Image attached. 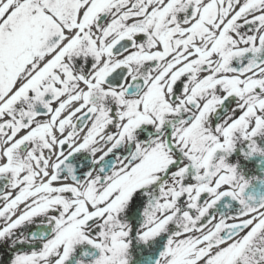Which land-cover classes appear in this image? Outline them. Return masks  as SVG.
Instances as JSON below:
<instances>
[{"label":"snow or ice","instance_id":"6c2138e0","mask_svg":"<svg viewBox=\"0 0 264 264\" xmlns=\"http://www.w3.org/2000/svg\"><path fill=\"white\" fill-rule=\"evenodd\" d=\"M257 158L264 0H0V264H264Z\"/></svg>","mask_w":264,"mask_h":264},{"label":"flooded vegetation","instance_id":"af4514ba","mask_svg":"<svg viewBox=\"0 0 264 264\" xmlns=\"http://www.w3.org/2000/svg\"><path fill=\"white\" fill-rule=\"evenodd\" d=\"M255 164L256 159L248 166V168L244 170V175L251 181V185H254L256 182L253 178L258 177L256 174ZM261 179H264V177ZM221 211H227V209H221ZM166 240L167 236H162L158 239L157 243L146 246L142 254L138 253L137 264H155L160 253L165 250Z\"/></svg>","mask_w":264,"mask_h":264},{"label":"water","instance_id":"95a60500","mask_svg":"<svg viewBox=\"0 0 264 264\" xmlns=\"http://www.w3.org/2000/svg\"><path fill=\"white\" fill-rule=\"evenodd\" d=\"M256 167H257V172L259 176H263L264 175V163L261 162V159H257V163H256ZM258 186H260L258 183H256L255 187H250V189L248 190V194L250 195H256L257 198H259V196L261 194H264V188H259Z\"/></svg>","mask_w":264,"mask_h":264}]
</instances>
